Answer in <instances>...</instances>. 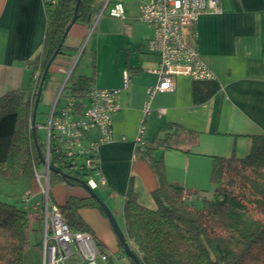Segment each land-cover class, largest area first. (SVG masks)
<instances>
[{
	"label": "crops",
	"instance_id": "crops-1",
	"mask_svg": "<svg viewBox=\"0 0 264 264\" xmlns=\"http://www.w3.org/2000/svg\"><path fill=\"white\" fill-rule=\"evenodd\" d=\"M138 1L141 0H122L125 20L139 21ZM220 1L218 13L200 14L194 30L186 32V38L219 85L205 101L197 104L192 101L194 81L182 75L174 77L173 90L157 91L148 96L147 88L157 83V76L151 70L157 66L158 57L147 51L152 28L141 21L143 33L132 47L124 51L122 41L115 54L101 66L98 58L93 62V52L95 70L88 74L85 68L84 73L78 75L92 74V85L98 88L120 89V108L111 117V138L96 149L99 164L96 179L102 193L97 194L105 195V200H121L119 225L130 181L140 204L155 205L151 196L157 186L155 175L135 153V148L143 145L136 142L141 125L144 144L161 137L164 131L159 129L167 123L179 124L198 133L197 143L187 149L188 153L185 149L158 150L153 157L162 158L168 183L186 192H195L199 197L210 186L212 157H243L248 151L250 136L264 134V0ZM45 29L42 0H0V95L28 85L29 62L41 49ZM86 32L85 23L76 22L65 36L62 53L51 63L41 93L44 105L50 106L68 77L72 57L66 52L73 48L72 42L80 44ZM124 73L128 76L125 89L122 88ZM78 77L71 79L74 81ZM146 102L148 111L144 114ZM50 195L58 206L64 205L69 198L88 197L80 186L59 182L50 189ZM111 210L113 213L114 209ZM77 214L106 250L120 252L108 220L95 206L79 208ZM40 254V245L33 246L24 252L22 263L41 264Z\"/></svg>",
	"mask_w": 264,
	"mask_h": 264
},
{
	"label": "trees",
	"instance_id": "trees-1",
	"mask_svg": "<svg viewBox=\"0 0 264 264\" xmlns=\"http://www.w3.org/2000/svg\"><path fill=\"white\" fill-rule=\"evenodd\" d=\"M76 2L57 0L44 4L46 29L40 51L29 62L28 85L0 95V264H23L24 252L40 244L30 242L31 231L40 232L39 222L32 229L29 225L32 220L29 207L41 198L35 173L41 172L43 163L35 144L43 156L45 151L36 121L34 128L31 126L33 103L42 73L73 17ZM102 2L81 0L75 23L89 22ZM63 48L62 43L59 54ZM71 75L72 72L63 91L72 97L73 113L79 115L93 77L79 76L73 81ZM218 89L216 80L194 81L192 101L201 103ZM159 131H164L161 137L135 148L137 156L155 175L157 186L151 192L155 207L138 202L131 181L122 203L119 228L136 259L140 264H264V134L250 136L249 148L243 157L211 158L212 196L204 199L198 208L194 202L199 196L189 192L193 197L184 198L187 192L182 187L166 181L162 158L153 157L158 150L185 149L188 153L187 149L197 143L198 133L175 123H167ZM81 159L82 156H65L52 141L48 161L49 195L51 182L80 186L79 180L87 182L95 176L99 169L97 151L90 152L87 167ZM91 206L105 215L89 195L85 199L69 198L58 207L72 229L89 231L77 210ZM92 236L98 249L106 250ZM118 247L124 254L119 242Z\"/></svg>",
	"mask_w": 264,
	"mask_h": 264
},
{
	"label": "built area",
	"instance_id": "built-area-1",
	"mask_svg": "<svg viewBox=\"0 0 264 264\" xmlns=\"http://www.w3.org/2000/svg\"><path fill=\"white\" fill-rule=\"evenodd\" d=\"M44 4L57 0H42ZM220 0H141L138 1V19L152 28V36L147 40V51L158 57L157 66L151 71L157 76V83L147 88L150 96L157 91L174 89V77L186 76L193 81L215 80V76L196 48L186 38V32L194 30L197 18L205 12L218 13ZM108 9L114 18H125L122 0H104L101 13ZM68 78V77H67ZM67 80V79H66ZM64 81L45 126L44 158L40 173H35L39 185L40 200L32 204L29 217L40 224L41 264H110L113 257L122 254L103 252L98 249L92 234L87 230H74L66 222L60 208L49 195V149L53 142L67 157L82 156L85 167L89 164V154L99 144L111 138V117L119 108L120 89L98 88L91 85L83 102L81 114L73 113V99L64 94ZM122 88L128 86V76L123 75ZM57 100L59 104L56 106ZM148 111V102L143 106ZM138 129L136 142L144 144ZM98 174L96 171L95 176ZM87 183L94 190L97 182L89 178ZM102 183V180H101ZM193 197L189 192L184 198Z\"/></svg>",
	"mask_w": 264,
	"mask_h": 264
},
{
	"label": "rangeland",
	"instance_id": "rangeland-1",
	"mask_svg": "<svg viewBox=\"0 0 264 264\" xmlns=\"http://www.w3.org/2000/svg\"><path fill=\"white\" fill-rule=\"evenodd\" d=\"M103 2L101 4L100 9L93 13L90 21L84 22L87 27V32L82 42H80V44L78 41L72 42L71 45L73 48L68 49V51L66 52L68 55L72 57L71 69L69 71L68 76L70 75V72H72L73 70L71 77L73 76V78H76L78 77V75L84 73L85 68L88 74H90V72L92 73L93 69L95 70V68L92 67L93 66L92 64L97 58L99 60L100 66L103 65L105 60H107L110 55L115 54V51L119 43H121L122 41L124 42V47H125L124 51H125L128 47H132V44H135V39L137 37L140 38L141 33H143L144 24H142L139 21H136L134 19L129 20L128 18H126L125 20L121 18L111 17L108 14L107 8L103 11V13L100 14ZM79 23H82V21H79ZM93 52L95 53L94 54L95 59L92 62ZM64 94L65 92H63L62 95L59 97L62 99ZM55 100H56V95L54 96L53 100L51 101L50 106L48 107L46 104L44 105L40 97L37 110H36L37 114L35 116L36 125H42V126L46 125L47 120H48V115L53 108ZM38 132H39L41 139L44 140L45 134H46L45 129L38 128ZM93 178L97 182L96 176H94ZM56 183L58 182H51L50 189L51 188L53 189L56 186ZM94 191L96 192V194L97 193L102 194L100 190V186L98 184H97V187L94 189ZM203 192L204 193L194 202L195 206L198 208L201 206L202 201L204 199L211 198L212 192H213L212 186L210 185ZM50 198H51V195H50ZM100 198L104 202V204L108 207V209L111 211V213H112L111 209H114V212L112 213V215L114 216L116 222L119 225V222L121 219L120 213H119V209L121 208V202H120L121 200L115 199L114 202L112 199L105 200L104 199L105 195ZM114 203H116L115 206H114ZM154 207L155 205H152V207H149V208H154ZM104 217L106 216L104 215ZM29 225L31 229L35 228V225H36L35 221L30 220ZM30 242L32 244H36V243L39 244L40 242V232L39 231H33V230L31 231ZM111 263L112 264H130L127 256H125L124 254H122L119 258L113 257L111 259Z\"/></svg>",
	"mask_w": 264,
	"mask_h": 264
},
{
	"label": "water",
	"instance_id": "water-1",
	"mask_svg": "<svg viewBox=\"0 0 264 264\" xmlns=\"http://www.w3.org/2000/svg\"><path fill=\"white\" fill-rule=\"evenodd\" d=\"M81 0H77L76 2V5L74 7V13H73V17L72 19L70 20L69 24L66 26L64 32H63V35H62V38L56 48V50L54 51V53L52 54L51 58L48 60L46 66H45V69L42 73V76H41V80L39 82V86H38V89L36 91V96H35V100H34V103H33V111H32V121H31V126L32 128H34L35 126V116H36V110H37V106H38V103H39V100H40V97H41V93H42V86H43V82H44V79L47 75V72L49 71V67L51 65V63L54 61V59L56 58L57 55H59V50H60V47L64 41V38L65 36L67 35L68 31L70 30L71 26L75 23V21L77 20V8H78V5L80 3ZM35 141V139H34ZM36 146V150H37V154L41 160V162L44 164L45 163V158L44 156L42 155V153L40 152V149L39 147L35 144ZM78 184L80 185L81 188H83L87 193L88 195L95 200V202L98 204V206L103 210L109 224H110V227L112 229V232L117 240V242L120 243V245L122 246V250H123V253L128 257L130 258L134 264H140V262L136 259L135 255L132 253V251L130 250L128 244L126 243L125 241V238L119 228V225L118 223L116 222L114 216L112 215L111 211L108 209V207L104 204V202L101 200V198L96 194V192L90 187V185L87 183V182H84L82 180H79L78 181Z\"/></svg>",
	"mask_w": 264,
	"mask_h": 264
}]
</instances>
